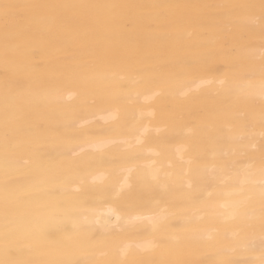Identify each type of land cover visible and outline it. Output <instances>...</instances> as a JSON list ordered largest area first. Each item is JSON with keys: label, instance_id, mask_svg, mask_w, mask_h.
<instances>
[{"label": "bare ground", "instance_id": "6f19581e", "mask_svg": "<svg viewBox=\"0 0 264 264\" xmlns=\"http://www.w3.org/2000/svg\"><path fill=\"white\" fill-rule=\"evenodd\" d=\"M186 241L264 264V0H0V264Z\"/></svg>", "mask_w": 264, "mask_h": 264}, {"label": "rangeland", "instance_id": "374dc122", "mask_svg": "<svg viewBox=\"0 0 264 264\" xmlns=\"http://www.w3.org/2000/svg\"><path fill=\"white\" fill-rule=\"evenodd\" d=\"M224 73H226V72H223V73L220 72L219 74L223 75ZM219 74L217 73V75H219ZM116 88H117L116 83H113L110 86H104L101 89L97 88L95 90V94L93 95V103L103 105V104H106V102H109L111 104L124 105L125 103H123V101L121 102V101L116 100L117 102L116 101L112 102V100L114 101L113 96H112V92H113V90L115 92ZM80 99H77L76 105L73 108L77 107V108H79V110H87V106H84V104L88 103V101H84L83 99H81V100ZM49 113L53 118H56L55 115H58V111L55 110V108H53ZM39 124H41V125H39L41 129H43V127L44 128L50 127V126H47L44 122H40ZM51 131H52V133H50L51 134L50 137L46 138L47 141L48 140L53 141L54 139L66 141V139L70 137V133H68L66 131H61L56 126H54V128ZM253 132H256V131H253ZM187 242L188 241H186V243ZM188 244L190 246L189 245L186 246V245H182V244L180 245L179 243H176L174 246L165 247L164 251L162 253L163 255H161V256L159 255V258H157V259L153 258L150 260H145L143 264H158V262L161 261V258L163 256H168L167 258H169L175 262L176 261L185 262V264H203V262H205V264H210L212 262V259H210V254L203 255L202 252H198L199 248H196L190 242H188ZM64 245L66 246L68 244H64ZM160 263H165L164 259Z\"/></svg>", "mask_w": 264, "mask_h": 264}]
</instances>
